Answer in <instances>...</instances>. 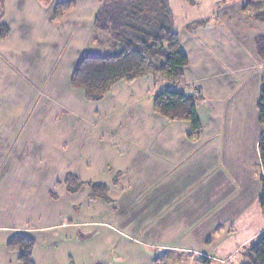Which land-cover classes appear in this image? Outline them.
Here are the masks:
<instances>
[{
  "label": "crops",
  "instance_id": "obj_1",
  "mask_svg": "<svg viewBox=\"0 0 264 264\" xmlns=\"http://www.w3.org/2000/svg\"><path fill=\"white\" fill-rule=\"evenodd\" d=\"M0 1L8 27L0 39V264H21L7 247L18 233L35 240L34 264H173L175 257L159 263L158 252L203 248L217 256L201 230L256 190L247 194L264 129L257 118L264 59L254 45L264 22L245 13L264 4L231 0L212 17L188 19L194 4L171 0L188 57L177 90L202 94L201 132L189 138L188 120L152 109L163 77L118 81L98 101L71 86L80 53L103 46L93 41L102 0H75L58 22L51 16L62 0ZM203 17L204 25L186 28ZM70 174L83 182L78 189L67 187ZM89 182L105 184L107 199L90 195Z\"/></svg>",
  "mask_w": 264,
  "mask_h": 264
},
{
  "label": "trees",
  "instance_id": "obj_2",
  "mask_svg": "<svg viewBox=\"0 0 264 264\" xmlns=\"http://www.w3.org/2000/svg\"><path fill=\"white\" fill-rule=\"evenodd\" d=\"M255 0H245L246 6ZM75 6V0L57 2L52 11V19L58 22L61 16ZM0 1V16L2 14ZM246 18L264 22V8L246 10ZM208 17L192 21L186 25L190 31L204 25ZM93 41L108 44V50L84 49L77 58L70 76V84L81 89L90 101L102 99L118 81L130 82L143 75L151 74L154 80L166 78L174 84L185 80L184 69L188 57L181 49L179 33L169 0H102L93 18ZM8 34L6 24L0 22V39ZM104 35L101 39L99 35ZM255 52L264 59V34L254 37ZM202 94H186L174 89H162L152 95V109L170 120H188L191 128L189 138L201 132V124L196 107ZM257 118L264 126V79L259 90ZM257 150L262 168V186L257 196L264 216V129L257 140ZM83 182L74 174L67 178L70 190L78 189ZM89 193L107 199V186L99 182H89ZM35 240L24 234L13 235L7 242L10 250L17 251L21 264H34L32 250ZM246 262L242 264H264V233L247 246L244 252ZM92 264H109L94 259Z\"/></svg>",
  "mask_w": 264,
  "mask_h": 264
},
{
  "label": "rangeland",
  "instance_id": "obj_3",
  "mask_svg": "<svg viewBox=\"0 0 264 264\" xmlns=\"http://www.w3.org/2000/svg\"><path fill=\"white\" fill-rule=\"evenodd\" d=\"M179 3H190L194 4L192 9H188L187 14L190 17H196L197 15H210L211 17L214 15L215 8L223 2L231 1V0H177ZM171 0H169L170 4ZM263 5L264 0H257L254 4V7L257 5ZM185 5V4H184ZM171 7V6H170ZM178 7V6H177ZM261 7V6H260ZM178 9L175 13V17L179 19H185L186 16L183 13H186V10ZM250 10L253 9V5L250 6ZM173 12V10H172ZM174 15V13H173ZM99 37L103 38L104 35L100 34ZM105 38V37H104ZM102 45V44H100ZM93 46L97 49L108 50L109 45L103 44V46H99L97 44H93ZM78 58V57H77ZM77 60V59H76ZM162 84H166L163 88L166 89H180L183 90L181 85H177L172 83L166 78H163ZM161 84V81L159 85ZM159 88V89H163ZM248 174L249 176H254L256 180L253 184V179L248 177V189L247 194L251 191L252 186H255L254 191L248 195V202L241 201L238 206L232 207L230 213H226L225 215L216 218V222L214 225H210L205 230H201L200 237L203 238L206 244L211 243V251L210 253H215L217 256L205 257L208 255L207 252L210 249L203 248L197 250L198 252H189V251H181L176 253L175 251L161 250L158 252V262L165 263L168 261L173 262L172 260L175 258L178 259L177 263L173 264H242L246 262V258L244 256V252L247 249L253 240H255L260 234L264 233V216L261 211L259 202L254 195L255 192L260 191L262 186V168L260 164H256L253 166V163L248 164ZM229 212V211H228ZM205 232V233H203ZM204 247V246H203ZM178 254V255H177ZM177 255V257H176ZM209 256V255H208ZM171 259L169 260V258Z\"/></svg>",
  "mask_w": 264,
  "mask_h": 264
}]
</instances>
